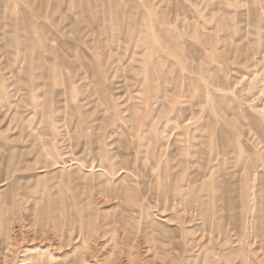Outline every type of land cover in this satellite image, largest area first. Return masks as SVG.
<instances>
[{
    "label": "rangeland",
    "instance_id": "obj_1",
    "mask_svg": "<svg viewBox=\"0 0 264 264\" xmlns=\"http://www.w3.org/2000/svg\"><path fill=\"white\" fill-rule=\"evenodd\" d=\"M68 2L0 0V264H264V0Z\"/></svg>",
    "mask_w": 264,
    "mask_h": 264
},
{
    "label": "crops",
    "instance_id": "obj_2",
    "mask_svg": "<svg viewBox=\"0 0 264 264\" xmlns=\"http://www.w3.org/2000/svg\"><path fill=\"white\" fill-rule=\"evenodd\" d=\"M61 1H63V0H61ZM66 1V0H65ZM70 2H72V4L74 3V2H76V1H80V2H82V0H69ZM70 2H68V4H64V7H65V9H66V11H65V14H67L68 12H72L71 13V15H73L74 13H75V9H73L72 7V4H70ZM80 5V4H79ZM87 5H85L84 7H86ZM72 9L74 10V12L72 11ZM85 14H88V15H92L90 12H88V13H81V15H85ZM136 31H137V29H135ZM66 44H69V43H66ZM132 45H134V43L132 42ZM135 47L136 48H138V47H140V41H136V43H135ZM65 48H67V49H70V48H73L72 50H76L77 49V45L75 44V43H73V46H71V45H65ZM125 53H126V50H125ZM124 53V54H125ZM73 54L75 55V52H73ZM132 54H134V53H132ZM126 55V54H125ZM124 55V56H125ZM128 59L129 60V58L130 57H125L124 59ZM124 59L122 60V61H124ZM68 64V63H70L69 62V60H66L63 64ZM138 63H141L140 61H138ZM115 64V63H114ZM138 81H144V77L143 78H139L138 79ZM122 87V86H121Z\"/></svg>",
    "mask_w": 264,
    "mask_h": 264
},
{
    "label": "bare ground",
    "instance_id": "obj_3",
    "mask_svg": "<svg viewBox=\"0 0 264 264\" xmlns=\"http://www.w3.org/2000/svg\"><path fill=\"white\" fill-rule=\"evenodd\" d=\"M120 89V88H119Z\"/></svg>",
    "mask_w": 264,
    "mask_h": 264
}]
</instances>
